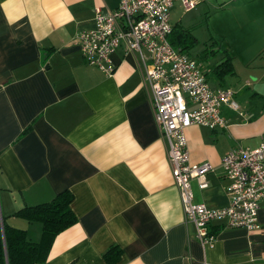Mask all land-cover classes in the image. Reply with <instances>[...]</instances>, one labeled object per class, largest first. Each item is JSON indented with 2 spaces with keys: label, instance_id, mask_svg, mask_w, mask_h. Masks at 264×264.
Instances as JSON below:
<instances>
[{
  "label": "crops",
  "instance_id": "crops-1",
  "mask_svg": "<svg viewBox=\"0 0 264 264\" xmlns=\"http://www.w3.org/2000/svg\"><path fill=\"white\" fill-rule=\"evenodd\" d=\"M118 3L0 0L1 216L37 242L41 224L13 213L62 190L72 193L76 223L55 237L38 264H108L103 253L111 245L121 249L115 264H264V204L257 212L260 229L212 223L210 245L184 222L134 56L117 48L110 74L84 61L77 34L94 27L95 7L105 13ZM204 3L219 8L222 20L258 31L237 43L241 57L258 59L251 73L256 103L238 104L237 111L222 106L224 127L194 124L184 131L189 161L213 167L205 187L191 180L194 201L218 209L228 204L221 158L237 145L255 147L264 133V0ZM211 67H202L206 80ZM224 79L207 82L229 88Z\"/></svg>",
  "mask_w": 264,
  "mask_h": 264
},
{
  "label": "built area",
  "instance_id": "built-area-1",
  "mask_svg": "<svg viewBox=\"0 0 264 264\" xmlns=\"http://www.w3.org/2000/svg\"><path fill=\"white\" fill-rule=\"evenodd\" d=\"M176 2L184 11L197 4V0H119L115 9L105 13L97 6L94 27L79 32L76 38L84 61L105 74L112 71L110 55L117 48L134 56L165 144L184 222L193 225L194 236L202 245H210L215 238L209 229L212 223L261 228L257 212L264 204V133L255 147L237 145L221 158L228 180L226 206L210 209L194 201L191 180L205 187L204 177L213 167L207 161H189L184 131L194 124L209 129L224 127L221 107L237 111L239 105L231 89L211 88L202 66L170 43V12Z\"/></svg>",
  "mask_w": 264,
  "mask_h": 264
},
{
  "label": "trees",
  "instance_id": "trees-1",
  "mask_svg": "<svg viewBox=\"0 0 264 264\" xmlns=\"http://www.w3.org/2000/svg\"><path fill=\"white\" fill-rule=\"evenodd\" d=\"M169 41L185 51L196 43V39L178 25H173ZM233 54L225 57L211 67L212 77L221 82L227 75H233ZM27 129V128H26ZM72 193L65 189L56 193L50 200L35 205H23L13 215L27 221L41 224V235L37 242L27 238L23 229L8 225L0 214V264H38L48 257L55 237L76 223L71 210ZM121 256V249L111 245L103 258L108 264H115Z\"/></svg>",
  "mask_w": 264,
  "mask_h": 264
},
{
  "label": "rangeland",
  "instance_id": "rangeland-1",
  "mask_svg": "<svg viewBox=\"0 0 264 264\" xmlns=\"http://www.w3.org/2000/svg\"><path fill=\"white\" fill-rule=\"evenodd\" d=\"M204 1L198 0L196 8L187 12H183L176 3L171 11L170 21L172 24L181 25L196 39V43L186 52L202 67L215 65L225 57L226 52L233 54L234 74L227 75L222 85L236 92V101L239 105L243 102L253 105L257 98L251 100L254 96L252 84L255 82L251 73L254 68L252 64H256L258 59L252 63L251 58L241 57L237 43L240 35L246 38L255 36L257 28L239 27L234 21L222 20L223 14L220 9L209 7ZM246 60H250L251 64L246 63ZM207 80L213 86L212 77L208 75Z\"/></svg>",
  "mask_w": 264,
  "mask_h": 264
}]
</instances>
